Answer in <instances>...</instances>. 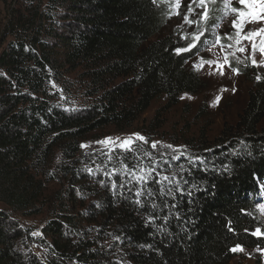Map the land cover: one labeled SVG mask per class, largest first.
I'll use <instances>...</instances> for the list:
<instances>
[{
	"label": "trees",
	"instance_id": "1",
	"mask_svg": "<svg viewBox=\"0 0 264 264\" xmlns=\"http://www.w3.org/2000/svg\"><path fill=\"white\" fill-rule=\"evenodd\" d=\"M171 1L0 0V264H229L234 248H264V69L236 124L204 132L189 160L153 161L142 143L82 150L156 102L150 142L205 87L177 52L188 37L171 31ZM59 88L88 102L65 105ZM44 212L40 235L13 217Z\"/></svg>",
	"mask_w": 264,
	"mask_h": 264
},
{
	"label": "rangeland",
	"instance_id": "2",
	"mask_svg": "<svg viewBox=\"0 0 264 264\" xmlns=\"http://www.w3.org/2000/svg\"><path fill=\"white\" fill-rule=\"evenodd\" d=\"M230 2L231 8H237L246 13L250 10L240 3V0H230ZM189 7L193 11H189ZM231 8L227 6V0H209L208 19L204 20L201 16L203 10L191 0H180L179 7L176 5V0L171 1V17L169 18L171 31L175 30L180 36L188 37L185 47L189 42H193L195 36L200 35V40L194 41L196 47L188 51L192 55L189 64L201 75L205 87L197 94L182 95L180 103L166 113L164 127L150 142L139 140L136 134L145 137L142 126L154 116L159 108V103L156 102L133 127L125 131H118L113 126H108L90 133L82 141L83 152L86 155L109 154L120 149L126 150L121 147V143L131 138L134 143L147 145V156L153 161L165 157H171V160L176 159L175 157L189 160L200 148L199 138L204 132L208 142H211L226 124H236L252 87L249 79L259 76L264 69V54L259 52V47L264 45V33L253 36L251 40L244 39V37L250 32L264 28V19L245 16L240 27H234L233 21H240L241 18L237 12H232ZM255 11L264 16V11L259 8ZM188 20L198 23L189 24ZM253 44L257 46L255 51ZM240 48H244L245 51H239ZM253 58L256 64H253ZM202 60L214 63L201 64ZM220 65L224 67L221 69ZM243 68H247L248 72L242 73ZM58 92L65 105L74 107L85 105L88 102V99L80 97V93L74 88L66 90L59 88ZM108 138H111L112 142L100 143L107 141ZM153 142H157L156 148H152ZM133 144L127 149H130ZM167 145H172V147H166ZM151 169L148 163H144L134 172L140 176L148 174ZM57 187H60L58 183H51L47 188L50 191ZM258 205V218L262 224L260 232L264 233V211L260 208V205L264 203ZM0 208L4 206L0 204ZM47 215L48 212L34 216L16 213L13 217L23 227L31 229L34 235H40ZM239 249L243 248H238L236 256L229 264H264V248H250L242 251ZM36 251L41 252V249L36 248Z\"/></svg>",
	"mask_w": 264,
	"mask_h": 264
},
{
	"label": "snow or ice",
	"instance_id": "3",
	"mask_svg": "<svg viewBox=\"0 0 264 264\" xmlns=\"http://www.w3.org/2000/svg\"><path fill=\"white\" fill-rule=\"evenodd\" d=\"M191 2L193 4H197L198 7L200 9H202V13H201V16L204 20H207L208 19V11H207V4L209 3V0H191ZM240 3L244 4L246 7H248L250 10L246 13L244 11H241L237 8H231V2L230 0H227V6L229 8H231V11L232 12H237L239 14V17L241 18L240 21H233V26L234 27H237L239 28L240 27V24L243 20V18L245 16H250V17H253V19L255 18H260V19H264V16H261V13L258 12V11H255L256 8H259L261 11H264V0H240ZM176 5L177 7L180 6V0H176ZM189 11H193V9H191L189 7ZM179 14V13H178ZM188 23L189 24H193V23H198L197 21H194V20H188ZM261 33H264V28L262 29H258L257 31L255 32H250L248 35H246L244 37V39H248V40H251V38L255 35H259ZM201 35H203V33H201ZM219 39V38H218ZM200 40V35H197L193 38V42H189L188 46L187 47H181V48H178L177 49V52L178 53H183V52H188V51H191V49L195 48L196 47V44L194 41H198ZM214 46V45H213ZM253 47V50L255 51L257 46L255 44L252 45ZM210 50V49H209ZM239 51H245L244 48H240ZM259 52L261 54H264V45H261L259 47ZM203 63H208V64H212L214 63L213 61H201V64ZM256 60L253 58V64H256ZM258 66V65H257ZM221 69L224 67V65H220L219 66ZM221 74H223V72H221ZM257 79H259V77H257ZM138 139L141 140V141H146V138L143 137V136H139L138 134H136ZM106 142H112L111 138H108L107 141H101L100 143H106ZM134 141L131 140V138L129 139H126L124 140L122 143H121V147L127 149L131 146V144H133ZM152 148H156L157 146V142H153L152 143ZM166 147H169L171 148L172 145H167ZM176 159H178L179 157H175ZM89 171H91V169H89ZM165 180L169 179L168 177H164ZM260 208L262 211H264V205H260ZM254 235H264V233H261L260 232V229H257L255 233H253ZM238 249L237 248H234L232 249V251H237ZM240 251H242L243 249H239Z\"/></svg>",
	"mask_w": 264,
	"mask_h": 264
}]
</instances>
